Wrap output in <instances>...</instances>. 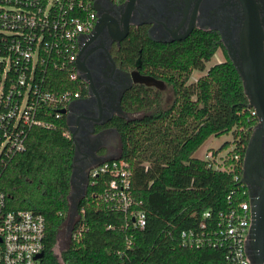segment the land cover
Wrapping results in <instances>:
<instances>
[{
    "label": "trees",
    "instance_id": "obj_1",
    "mask_svg": "<svg viewBox=\"0 0 264 264\" xmlns=\"http://www.w3.org/2000/svg\"><path fill=\"white\" fill-rule=\"evenodd\" d=\"M220 47L216 31L199 29L170 43L152 42L142 33L124 41L122 66L132 68L139 58L140 72L162 80L171 91V101L166 102L164 88L133 85L123 95L121 106L129 114L141 115L130 120L115 116L109 123L119 136V156L130 164L132 194L141 201L146 225L125 227L124 215L98 197L105 179L100 178L95 184L88 183L78 204L79 217L71 230L67 228L68 242L60 258L53 250L68 215L74 144L66 114L55 115L62 108L44 107L37 112L38 118L51 125L27 128L24 149L0 167V191L6 195L8 208L44 216L42 264H226L225 246L190 247L181 238L182 231L200 230L206 211L211 216L205 231L222 229L220 213L237 208L248 198L239 181L245 148L258 119L247 108L235 66L226 55L224 61L188 83L192 71H204ZM45 74L48 87L55 92L87 94L86 84L71 80L67 68H47ZM231 131L235 147L223 165L233 164V171L221 170L214 160L193 156L210 136ZM229 145L225 143L223 149ZM78 224L85 230L74 240L71 234Z\"/></svg>",
    "mask_w": 264,
    "mask_h": 264
},
{
    "label": "built area",
    "instance_id": "obj_2",
    "mask_svg": "<svg viewBox=\"0 0 264 264\" xmlns=\"http://www.w3.org/2000/svg\"><path fill=\"white\" fill-rule=\"evenodd\" d=\"M103 2L0 0V167L24 149L27 128L50 127V123L38 118L39 110L44 107L67 109L81 96L78 90H51L45 72L47 68H67L71 80L85 83L79 78L75 63L80 37L94 29L96 5ZM251 113L257 117L253 108ZM62 114L58 111L55 115L58 118ZM233 158L237 160L238 156ZM220 169L233 171L234 165L226 167L222 163ZM100 178L105 179L98 197L109 209L124 215L125 227L144 228L146 213L141 201L132 194L129 162L115 157L91 166L88 183L95 184ZM210 216L209 211L203 213L199 231L181 232L183 244L225 246L226 264H251L246 252L252 220L248 198L242 199L237 208L220 213L222 229L218 231H205L206 219ZM84 230V225L78 224L72 230V239L77 240ZM45 234L46 220L41 213L8 208L6 195L0 191V264H42L43 256L39 254L44 250ZM127 244L128 247L131 244L129 238Z\"/></svg>",
    "mask_w": 264,
    "mask_h": 264
},
{
    "label": "flooded vegetation",
    "instance_id": "obj_3",
    "mask_svg": "<svg viewBox=\"0 0 264 264\" xmlns=\"http://www.w3.org/2000/svg\"><path fill=\"white\" fill-rule=\"evenodd\" d=\"M255 1L264 35V0ZM98 8L96 17L97 21L104 20L102 28L80 37L78 64L87 94L72 101V129L82 145L80 163L84 178L88 177L94 161L120 146L116 129L109 126L113 117H119L115 112L118 90L125 82L124 72L131 74L137 70L143 74L141 63L136 65L139 58L132 68L122 66V46L130 35L142 33L155 43L182 41L186 37L171 39L174 34L183 35L193 24V30L216 31L222 44L219 49L230 59V56L238 58L245 33V12L240 0H133L131 6L126 0H104ZM262 46L264 59V39ZM136 84L132 83L123 95ZM127 114L131 119L132 114ZM69 134L71 136V132ZM262 161L264 163V155ZM263 172L264 167L258 165L249 175H243L242 170L240 179L245 181L241 184L249 203L250 196L255 197L261 190Z\"/></svg>",
    "mask_w": 264,
    "mask_h": 264
},
{
    "label": "water",
    "instance_id": "obj_4",
    "mask_svg": "<svg viewBox=\"0 0 264 264\" xmlns=\"http://www.w3.org/2000/svg\"><path fill=\"white\" fill-rule=\"evenodd\" d=\"M240 2L245 12V33L238 58L230 56V60L242 80L244 93L248 99L247 108H253L258 119L256 125L252 129L243 157V175H249L252 173L254 166L258 165L264 167L262 161L264 155V59L262 41L264 35L258 15L259 6L256 1L240 0ZM126 3L131 6L133 0H126ZM98 7L99 4L96 5L97 10L99 9ZM103 23L104 20L102 19L97 21L92 31L100 30ZM193 28V24H190L183 35L174 34L171 40H179L187 37ZM171 40H163V42H170ZM75 63L79 78L84 81L83 76L80 74L78 55ZM136 65L138 67L140 62L138 61ZM124 79V84L118 90L115 112L119 117L130 120L129 115L122 110L120 100L123 93L131 87V84H143L161 90L164 87V82L153 76L140 74L137 70L131 71V74L124 72ZM61 112L66 114V124L68 131L71 132V139L74 144V155L71 163V175L69 180L70 193L68 196L69 209L67 218L69 222L67 223V228L69 231L78 218V204L85 195L88 177L84 178L82 165L80 163L82 145L79 142V135L72 129L73 102L68 105L67 109H63ZM113 158L115 157L110 155L100 157L98 160L94 161L91 166ZM244 181V178L240 179L241 183ZM261 184L262 187L259 193L255 197L250 196L252 220L246 242V252L251 264H264V181L261 182ZM72 221L73 223H71ZM43 255L44 252L40 253L39 257Z\"/></svg>",
    "mask_w": 264,
    "mask_h": 264
},
{
    "label": "rangeland",
    "instance_id": "obj_5",
    "mask_svg": "<svg viewBox=\"0 0 264 264\" xmlns=\"http://www.w3.org/2000/svg\"><path fill=\"white\" fill-rule=\"evenodd\" d=\"M225 60V56L222 54L220 49H218L213 57L210 59V61L206 62L204 71L194 70L192 71L190 78L188 80V83L196 81L200 76L204 75L207 71V69L214 65L215 63H219L221 61ZM167 86L163 89V99L166 102L171 101V91L170 88L167 90ZM166 89V91H165ZM141 115V112L134 113L131 115V117H138ZM234 139V133L233 131L229 132L228 134H224L221 136H210L205 142L193 153V155L197 158L213 161L215 166H218L219 168L222 167L223 160L227 157H229V151L233 150L235 147V143L233 142ZM118 142V140H116ZM230 144L227 149H223L224 144ZM119 149L120 146L116 148H112L109 151V155L113 157H120L119 155ZM228 153V154H227ZM69 222L68 218L66 220V225L63 227V229L60 232L58 242L54 247V254L60 258L61 252L66 248L67 242H68V233H67V223ZM73 223V221L71 222Z\"/></svg>",
    "mask_w": 264,
    "mask_h": 264
},
{
    "label": "crops",
    "instance_id": "obj_6",
    "mask_svg": "<svg viewBox=\"0 0 264 264\" xmlns=\"http://www.w3.org/2000/svg\"><path fill=\"white\" fill-rule=\"evenodd\" d=\"M194 156V155H193ZM195 157V156H194Z\"/></svg>",
    "mask_w": 264,
    "mask_h": 264
}]
</instances>
